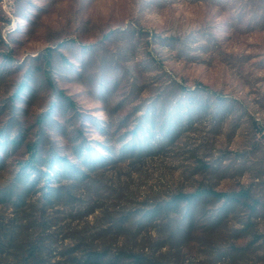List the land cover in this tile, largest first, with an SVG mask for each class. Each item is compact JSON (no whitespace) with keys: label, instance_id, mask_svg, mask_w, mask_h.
<instances>
[{"label":"rangeland","instance_id":"374dc122","mask_svg":"<svg viewBox=\"0 0 264 264\" xmlns=\"http://www.w3.org/2000/svg\"><path fill=\"white\" fill-rule=\"evenodd\" d=\"M32 144L64 164L17 200ZM201 188L251 199L172 208ZM12 232L0 264H264V0H0Z\"/></svg>","mask_w":264,"mask_h":264},{"label":"trees","instance_id":"16d2710c","mask_svg":"<svg viewBox=\"0 0 264 264\" xmlns=\"http://www.w3.org/2000/svg\"><path fill=\"white\" fill-rule=\"evenodd\" d=\"M25 87V84H21L19 87V91H22ZM202 90L206 92H210L206 86H201ZM211 93V92H210ZM29 158L24 162L22 169L19 173V180L22 183V186L17 187L19 189L18 194L16 196L17 200L23 199V197L33 188L35 183V179L30 180V174H35L36 179L39 177H43L45 181L50 180L51 176L55 173V168L57 165H63V161L61 160L62 157L56 155H50V157H43L41 154V147L38 144L29 145ZM42 166H47L49 171L44 173L41 171ZM49 185L46 184L42 187L41 191H43V198L47 201L53 202L55 198L59 197V192L54 190V188L49 189ZM13 192H4L3 199L12 198ZM204 198H214L220 201H223L226 204L231 205H240L246 202L247 200L251 199L250 190L242 189L240 191H230V192H222L216 191L213 189H197L195 192L192 193H180L174 197L173 207H176L179 203H193L199 201ZM255 202V201H254ZM255 204H258L255 202ZM163 212V208L159 207L158 209L152 211L150 213V218H156V216L161 215ZM18 233L12 232L5 234V238L2 242H0V252H4V248L11 247L17 250H21V248L17 245L18 242ZM38 256L36 252L29 251L28 254L24 256V259L20 262V264H39L38 263Z\"/></svg>","mask_w":264,"mask_h":264}]
</instances>
